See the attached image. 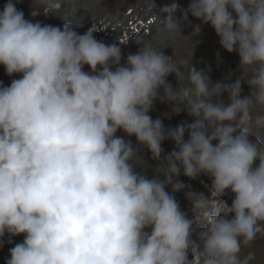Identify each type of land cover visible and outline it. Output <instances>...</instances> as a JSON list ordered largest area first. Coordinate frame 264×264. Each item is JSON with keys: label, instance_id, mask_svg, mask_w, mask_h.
<instances>
[{"label": "clouds", "instance_id": "1", "mask_svg": "<svg viewBox=\"0 0 264 264\" xmlns=\"http://www.w3.org/2000/svg\"><path fill=\"white\" fill-rule=\"evenodd\" d=\"M60 6L33 0L31 15ZM154 7L146 0L148 13ZM166 11L164 26L137 36L139 50L122 64V48L97 40L95 26L75 30L81 17L62 27L33 23L15 0L5 3L0 65L21 78L0 84V246L6 234L24 236L6 264H250L254 258L243 250L264 237V141L251 139L264 129V0H191L187 9L173 4ZM189 14L211 25L223 49L238 53L234 82H213L192 58H175L171 45L191 37L182 32ZM201 31L197 24L191 35ZM169 47L172 56L165 54ZM173 74L175 87L168 81ZM241 81L250 96L241 95ZM157 99L193 122L165 128L149 115ZM120 130L156 160L163 141H174L157 169L163 179L136 170L142 157ZM181 173L207 175L214 197L234 194L231 205L200 196L198 215L189 218L174 195L185 187L174 181Z\"/></svg>", "mask_w": 264, "mask_h": 264}, {"label": "rangeland", "instance_id": "2", "mask_svg": "<svg viewBox=\"0 0 264 264\" xmlns=\"http://www.w3.org/2000/svg\"><path fill=\"white\" fill-rule=\"evenodd\" d=\"M158 1L159 0H154V2ZM59 2L61 5L59 8L61 11L60 15L62 16L64 21V23L60 25V27H62L66 23H69L72 19H74V22L79 23V17H81L82 21L79 25L80 30L82 32L84 31L83 23L104 22L107 20V18L110 17L113 18V21L119 19V21L117 22L119 25L123 21V12H127L128 8L139 10L138 13L141 12V18L145 17L147 19L151 16L150 13L146 11V9H143L146 7V0H59ZM190 2L191 0H172L169 8H171L173 4H176L179 5L181 9H187ZM5 3H7V0H0V11L3 10ZM15 3L16 7L24 12L26 19L31 20L33 23L40 22L45 25L54 26V19L50 16L52 13H54V10L50 11L47 15H45L43 11H41L39 15L33 17L31 15L32 12L35 10L33 7V0H15ZM81 5H84L86 7V10L81 9ZM140 8H142L143 10H140ZM168 15L169 13L168 11H166L165 19L162 25L159 27H155L154 25L151 26L153 30L148 31L145 35L155 34L158 28L164 26ZM176 15L178 17L181 16V12L178 11ZM189 16L191 15L189 14ZM55 18L59 19V13H55ZM189 21L191 23H188V26L187 23L182 24V32L184 36L191 37H186L183 40H178L173 45H171V47H174L176 50L175 58L186 62L190 61L192 58V65H195L198 70L206 71L207 75L213 82H234V80L239 75L238 53H229L225 49H223L219 42L220 38L218 37L215 30L211 27L210 24H203L202 21L192 16L190 17ZM197 24L201 26L202 31L200 35L192 36L191 34L194 31V26ZM136 39L130 40L125 45L120 47L123 51H126L131 45L137 44ZM171 47L165 50V54L168 56H172L174 53V50ZM189 48H195L192 57L190 52L188 51ZM126 58L124 61H121L122 64L126 62ZM84 70L91 71L88 66H85ZM15 75L9 76L6 73L4 66L0 65V84H2V86H10L12 80L19 79V77H21L20 74L19 76ZM168 81L173 85L177 84V78L174 74L168 77ZM251 91L252 90L250 86L245 81H241V95L250 96ZM223 99L225 100V102H228L229 98L226 93L224 94ZM149 115L152 117L153 120H162L165 128H175L182 123H191L194 120V118L188 116L187 112L185 111H182L179 114L174 113L172 111V106L169 103L161 102L159 99L154 102L153 109L150 111ZM256 130L257 129L253 131L251 139L255 141L258 138L259 140L264 141V129L261 133H258ZM117 135L121 136L125 140H130L134 148L138 150V154L142 157L144 165L142 164L143 168L137 167L136 170L138 172L146 171L148 178H153L159 175L160 178L163 179L162 174H160L157 169L160 166L161 162L166 158V156L170 154L173 150H175L176 146L174 141H163L162 147L164 151L161 154L160 160H156L152 158L151 152L146 147L139 145L135 136L129 137L122 130L118 131ZM185 139H188L187 133L185 134ZM175 180H179L185 185V187L181 191L174 193L177 201L180 204L181 210L184 211L189 216V218L197 216L198 210L195 207V200L199 198L197 189L199 188V186L203 187V185H206L207 189L211 192L212 195L211 178L207 175L201 174L197 178L191 179L181 173L179 177H174V181ZM166 190L170 194H172L171 186H169ZM233 199L234 194L231 193L226 194L223 198H217L213 195L210 197V200H217L220 204L228 205H231ZM193 238L196 239L195 236ZM9 239H11V243H9ZM23 240V235L9 237L6 234L5 237H3V245L0 246V264H6L7 260L10 259L9 250L16 244L23 242ZM249 253H251L254 257L250 261V264H264V240H260L258 238L250 247L245 248L243 250V255L246 256ZM189 258L191 259V257Z\"/></svg>", "mask_w": 264, "mask_h": 264}, {"label": "bare ground", "instance_id": "3", "mask_svg": "<svg viewBox=\"0 0 264 264\" xmlns=\"http://www.w3.org/2000/svg\"><path fill=\"white\" fill-rule=\"evenodd\" d=\"M155 29V28H154ZM75 30L78 32V27H75ZM202 37V36H201ZM99 41H103L106 44H111L110 42L106 41V40H99ZM139 50V45L135 44V45H131L126 51L122 50L123 56H122V61L125 60V58L127 57L128 54L130 53H136ZM208 50V49H207ZM188 58V57H187ZM187 60V59H186ZM220 62V61H219ZM197 63V62H196ZM195 67V65H194ZM21 75V74H20ZM14 76V75H13ZM15 76H19V74H16ZM21 78V77H19ZM172 78V77H171ZM175 80V79H174ZM186 112V111H185ZM262 245V244H261ZM259 249V248H258Z\"/></svg>", "mask_w": 264, "mask_h": 264}]
</instances>
